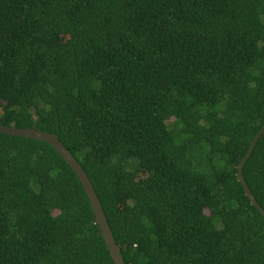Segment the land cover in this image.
<instances>
[{
    "label": "trees",
    "instance_id": "obj_1",
    "mask_svg": "<svg viewBox=\"0 0 264 264\" xmlns=\"http://www.w3.org/2000/svg\"><path fill=\"white\" fill-rule=\"evenodd\" d=\"M263 121L264 0H0V125L57 136L124 264H264ZM240 172L264 211V130ZM0 264H113L71 168L5 133Z\"/></svg>",
    "mask_w": 264,
    "mask_h": 264
},
{
    "label": "water",
    "instance_id": "obj_2",
    "mask_svg": "<svg viewBox=\"0 0 264 264\" xmlns=\"http://www.w3.org/2000/svg\"><path fill=\"white\" fill-rule=\"evenodd\" d=\"M264 130V121L261 125V127L258 129V131L253 135V137L250 140V143L245 150L243 156L239 160V162L236 165V175H237V180L239 181L244 195L247 197L249 200L250 204L253 205L259 213L263 216L264 218V211L261 209V207L257 204L255 201L254 197L252 196L250 190L248 189L247 185L245 184L240 168L250 153L253 145L255 144L256 140L260 136V134ZM0 133H5V134H12V135H18V136H24L28 137L31 139H37L41 140L43 142L48 143L58 154L59 156L63 159V161L71 168L75 176L77 177L86 197L87 201L90 205L91 211L94 216V221L100 231V235L104 241V244L106 246L108 255L112 261L113 264H124L120 258L119 252H118V247L115 244L113 237L111 235V232L109 230V227L107 225V222L105 220V217L103 215L101 206L97 200V197L94 193L93 187L82 169V167L78 164V162L73 158V156L64 148V146L61 144V142L58 140L57 136L44 132L38 129L34 128H17L14 126H2L0 125Z\"/></svg>",
    "mask_w": 264,
    "mask_h": 264
}]
</instances>
